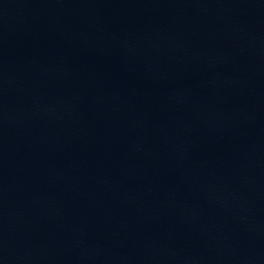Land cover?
Returning <instances> with one entry per match:
<instances>
[{
	"label": "water",
	"instance_id": "95a60500",
	"mask_svg": "<svg viewBox=\"0 0 264 264\" xmlns=\"http://www.w3.org/2000/svg\"><path fill=\"white\" fill-rule=\"evenodd\" d=\"M0 264H264V0H0Z\"/></svg>",
	"mask_w": 264,
	"mask_h": 264
}]
</instances>
